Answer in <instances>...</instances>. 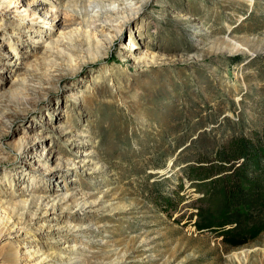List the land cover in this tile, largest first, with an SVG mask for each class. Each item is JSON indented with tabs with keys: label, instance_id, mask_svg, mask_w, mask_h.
<instances>
[{
	"label": "rangeland",
	"instance_id": "374dc122",
	"mask_svg": "<svg viewBox=\"0 0 264 264\" xmlns=\"http://www.w3.org/2000/svg\"><path fill=\"white\" fill-rule=\"evenodd\" d=\"M13 1L0 264H264V175L233 207L200 176L264 134V0Z\"/></svg>",
	"mask_w": 264,
	"mask_h": 264
},
{
	"label": "trees",
	"instance_id": "16d2710c",
	"mask_svg": "<svg viewBox=\"0 0 264 264\" xmlns=\"http://www.w3.org/2000/svg\"><path fill=\"white\" fill-rule=\"evenodd\" d=\"M261 142H264V134L256 143L235 137L225 147L227 157L221 161L229 166L202 171L200 176L220 187L222 201L227 206L241 205L245 200L244 190L253 187L250 179L264 175V146ZM239 159H242L241 163H234Z\"/></svg>",
	"mask_w": 264,
	"mask_h": 264
},
{
	"label": "bare ground",
	"instance_id": "6f19581e",
	"mask_svg": "<svg viewBox=\"0 0 264 264\" xmlns=\"http://www.w3.org/2000/svg\"><path fill=\"white\" fill-rule=\"evenodd\" d=\"M15 3L16 2H14L13 0H0V14H5L6 12H10L14 8ZM18 12H20L19 15H17V16L14 15V17H19L18 20L20 21V24H21V27L18 30L20 32L17 31V34H19L21 32L22 33H31V32L33 33L34 32V34L37 35V37L41 36L40 30L43 28L40 25V23H44L45 19H42L40 14H37L34 12H33V14H31L30 18H28L29 15H28L26 10H22V11H18ZM92 12L95 13L96 10L92 9ZM105 13H109V10L107 12L101 11L99 14H105ZM6 23H7L6 17L0 16V27H2L3 24H6ZM28 23H30V24L28 25ZM11 25H13V24H11ZM129 41H131V39ZM31 43L33 45H41V47H44L46 42H44V41L41 42L40 39H33ZM125 49L127 50L126 57H128V58H131L133 56L132 54H134V53H131L132 51L135 53L137 52V47H134V44H132L130 42L127 43V48H125ZM16 89H17L16 90L17 93H20L22 91L21 87H17ZM42 170L44 171V173H46L47 171H49V172L52 171L48 167H43Z\"/></svg>",
	"mask_w": 264,
	"mask_h": 264
}]
</instances>
